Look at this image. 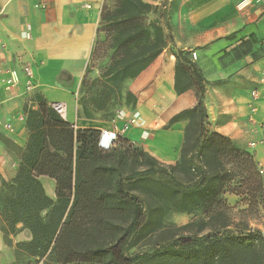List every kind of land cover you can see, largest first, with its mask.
<instances>
[{
	"label": "crops",
	"instance_id": "1",
	"mask_svg": "<svg viewBox=\"0 0 264 264\" xmlns=\"http://www.w3.org/2000/svg\"><path fill=\"white\" fill-rule=\"evenodd\" d=\"M158 10L150 19L163 26L168 47L129 83L136 103L127 114L143 122L127 139L161 164L181 159L188 119L174 117L198 103L195 89L176 91L175 54L196 53L195 62L205 79L204 104L210 130L251 154L264 179V0H143ZM107 0H0V187L17 175L29 143L27 108L38 110V98L51 108L63 104L61 117L75 131H101L116 121L102 123L85 115L78 98L82 89ZM35 72L38 88L25 94L24 76L12 93L1 85V70ZM256 93V97L253 94ZM13 128L9 131L5 125ZM45 194L57 201V183L41 176ZM222 199L238 208L240 197ZM190 217V214L185 216ZM189 219V218H188ZM251 229L264 234L260 223ZM230 229V228H229ZM27 237L17 235L19 241ZM0 233V264H11ZM44 264V263H41Z\"/></svg>",
	"mask_w": 264,
	"mask_h": 264
},
{
	"label": "trees",
	"instance_id": "2",
	"mask_svg": "<svg viewBox=\"0 0 264 264\" xmlns=\"http://www.w3.org/2000/svg\"><path fill=\"white\" fill-rule=\"evenodd\" d=\"M108 2L109 0L102 10L99 34L105 32V41L109 43L113 53L100 77L91 83L93 89L89 101L90 105L99 110L104 109L111 100L115 90L113 86L117 88L119 83L138 77L168 47L169 43L159 22L153 23L157 30L156 38L151 37L152 24H148L145 17L153 12V5L143 0H115L114 8H110ZM96 44L91 62L98 52ZM175 56L177 93L182 94L195 89L198 95V103L195 107L181 112L173 119V121L189 120L179 163L165 166L143 151L141 155H148L150 161L146 168L142 172H133L125 177L119 163H110L112 161L110 153L125 147L129 141L126 140L113 149L102 150L99 146L101 131L94 129L75 131L40 98L38 114L31 122L30 120L27 122L30 137L20 169L15 179L3 181L0 188V203L3 205L1 218L4 222L14 223L12 233H17L16 227L21 223L31 231L33 242L42 238L51 245L55 241V250H57L58 244L66 239L79 223L77 212L80 206L85 202L94 201L97 210L102 208L100 218L102 234H105L111 226L108 219L110 211L121 209L125 212V220H122V223L126 224L125 227L114 239L110 248L98 247L85 252L89 259L97 256L100 257L99 260L95 258L91 262L84 260L77 252L69 249L63 253L59 262L63 264L152 263L160 257L161 251L155 250L152 253L134 256L125 254L130 240L139 230L143 209L138 199L127 192L124 182L132 181L140 175L155 174L161 168L164 172L173 171V184L182 194V201L195 199L196 206L193 204V207H197V210L205 215L209 212V222H214L220 217L226 219L212 234L200 238L183 237L174 241L168 248L173 249L175 253L178 252L177 259L179 261L182 258L181 264H264V234L249 226L243 230L236 228L234 233L230 232L229 228L232 224L226 214L212 211V207L222 200L223 194L229 192L239 196L234 190L224 191L223 185L229 176L228 172L233 169L239 174L247 172L248 179L253 180L252 183L248 181L251 199L255 205L263 204L262 174L251 154L234 146L231 148L233 145L231 140L210 130L204 104L205 79L201 70L188 57L189 55L178 52ZM180 69L183 73H190L193 79L191 83L182 84ZM85 81L86 79L83 80V88L86 87ZM79 104L83 107L85 115L92 118L89 114L88 102L83 101ZM228 149H231V152ZM124 159L126 160L121 157V160ZM86 170L89 171L87 174ZM41 176L56 181V202L45 194L39 181ZM182 176L185 178L183 179ZM60 201H63L66 207L54 220V211L51 208ZM192 208L183 212L191 214ZM43 212H46L47 217L49 216L48 219H44L45 222L41 218ZM81 221L85 229L90 231L97 221L96 215L87 212L82 216ZM0 230L5 236V243L8 244L7 235L10 231ZM101 258H105L106 261L100 260Z\"/></svg>",
	"mask_w": 264,
	"mask_h": 264
},
{
	"label": "rangeland",
	"instance_id": "3",
	"mask_svg": "<svg viewBox=\"0 0 264 264\" xmlns=\"http://www.w3.org/2000/svg\"><path fill=\"white\" fill-rule=\"evenodd\" d=\"M108 6L114 8L115 0H109ZM157 10L158 8L154 6L153 12L145 17L147 23L152 24L150 31L153 39L157 36V30L153 23L159 22V24H161V22L157 19H150V17ZM105 39L106 34L103 31L99 34V38L97 39L96 45L98 52L94 60L91 62V66L88 67V72L85 77L86 87H82L81 89L78 98L79 103L85 101L89 104L91 98L90 92L93 89L91 83L100 77L101 72L106 65L109 64L110 56L113 51L109 48V43H107ZM179 74L182 78V84L187 85L193 80L190 77V73H183L181 69L179 70ZM132 80L119 83L117 88L113 86L115 89L114 93L104 109L99 110L89 104L88 109L90 116L102 123H110L115 117L117 118V115L120 112H125L127 114V109H131L136 103L135 95L129 90V83ZM39 99L40 98L37 99L38 103ZM53 110L61 116L54 108ZM38 111L39 110H34L33 108H27V122L29 120L31 122L38 114ZM37 119L38 118H36V120ZM232 146H234V144L231 145V148L235 147ZM228 150L231 152V149ZM141 152H143L141 149L135 147L134 144L129 142L125 147H122L121 149L119 148L117 151L110 153V156L112 157L110 163H119L125 177L131 175L133 172H142L150 161L148 155L142 156ZM126 153L129 155H126ZM121 157L126 158V160H121ZM21 159H23V155ZM19 169L20 166L18 167L17 172ZM231 169H233V167H231ZM88 172L89 171L86 170L85 173L87 174ZM228 175L229 176L223 185L225 187L224 191L231 189L239 194V207H230L226 201L219 199L220 201L212 207V211H221L226 214L228 221L232 224L229 231L234 233L235 230H237L236 228L243 230L245 227L249 226L250 221L260 223L261 218L264 216V203L262 202L263 204L255 205L254 201L251 199L248 192V181L252 183L253 180L248 179L247 172L239 174L233 169L228 172ZM182 178L184 179L185 177L182 176ZM184 181L186 180H183V182ZM124 183L127 192L138 199V203L143 209L139 230L130 240L125 249V254L128 256H134L152 253L155 250L161 251L160 257L148 264H181L182 258L179 261L177 259L178 252L175 253L173 249L168 248L174 241L183 237L200 238L212 234L216 227H219L220 224H223L226 221L225 218L220 217L214 222H209V212L205 215L202 211L197 210V207H193V204H196L195 199L182 201V194L177 190L176 185L173 184L172 170L164 172L160 168L155 174L140 175L132 181L125 180ZM193 201H195V203H193ZM65 207V203L60 201L59 204L51 208V210L54 211V220H56L58 215L64 211ZM80 207L81 208L77 212L79 223L76 228L70 232L69 236L58 244L59 247L55 250V241L51 245L48 244L47 240H43L42 238L33 242L31 231L25 228L21 223L16 227L17 233H12L11 230L14 228V223L3 221L1 218L3 205L0 203V229L10 231L9 235H7L8 244L5 243V236L1 230L0 233L5 247L12 254L11 264H63L60 263L59 260H61L63 253L69 249L77 252L78 256H81L84 260L86 259L90 262L93 258L99 260L100 257L97 256L89 259V256L86 255L85 252L88 250H95L98 247L110 248L114 243V239L120 235L122 229L126 225L122 223V220H125V212L121 209L108 212V219L111 226L105 234H102L103 231L101 229L100 220L102 217V208L97 210L94 201L85 202ZM190 208H192L193 212H191V214L189 213L190 217L185 218L187 212L183 211L186 209L190 210ZM87 212L94 213L97 220L90 231L85 229L84 224L81 221L82 216ZM48 217L46 216V212L41 214L43 222H45L44 219H48ZM21 232H24L27 237H23L22 240L19 241L17 235ZM100 260L106 261L105 258H101Z\"/></svg>",
	"mask_w": 264,
	"mask_h": 264
},
{
	"label": "built area",
	"instance_id": "4",
	"mask_svg": "<svg viewBox=\"0 0 264 264\" xmlns=\"http://www.w3.org/2000/svg\"><path fill=\"white\" fill-rule=\"evenodd\" d=\"M193 60L197 59L196 53L192 54ZM24 76V88L25 94H33L37 88V81L35 79V72L33 68L24 64L21 66V70H1V85L5 92L12 93L22 82V76ZM256 97V93L253 94ZM63 106V104L54 105V109L63 115L66 111L59 110L58 107ZM143 122L138 114L128 115L125 112H120L117 115L115 123H113L109 128L102 129L100 134L99 146L102 150H110L116 146H119L124 141H128L127 136L130 130L136 126H142ZM5 128L12 131L13 128L10 124L5 125ZM2 149V143L0 142V150ZM261 172V170H260Z\"/></svg>",
	"mask_w": 264,
	"mask_h": 264
},
{
	"label": "bare ground",
	"instance_id": "5",
	"mask_svg": "<svg viewBox=\"0 0 264 264\" xmlns=\"http://www.w3.org/2000/svg\"><path fill=\"white\" fill-rule=\"evenodd\" d=\"M58 105V104H57ZM59 108V110H62V111H66V107L63 105V106H61V107H58Z\"/></svg>",
	"mask_w": 264,
	"mask_h": 264
}]
</instances>
